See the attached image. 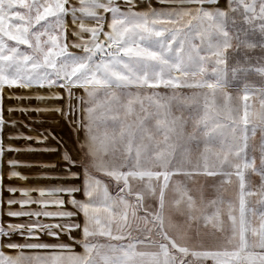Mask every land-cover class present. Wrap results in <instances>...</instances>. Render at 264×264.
<instances>
[{"label":"rangeland","instance_id":"1","mask_svg":"<svg viewBox=\"0 0 264 264\" xmlns=\"http://www.w3.org/2000/svg\"><path fill=\"white\" fill-rule=\"evenodd\" d=\"M233 5L198 32L186 17L193 34L182 48L132 60L111 83L85 89L80 161L88 198L108 205L88 200V224L77 212V243L14 236L20 246L0 243V264H95L98 256L110 264L115 251L140 250L165 251L170 264H264V0ZM28 219L0 215V223ZM65 224L54 231L66 233ZM165 227L184 245L172 246Z\"/></svg>","mask_w":264,"mask_h":264},{"label":"snow or ice","instance_id":"2","mask_svg":"<svg viewBox=\"0 0 264 264\" xmlns=\"http://www.w3.org/2000/svg\"><path fill=\"white\" fill-rule=\"evenodd\" d=\"M230 10H235L233 0H0V193L10 194L0 197V204L7 205L0 215L29 218L27 223H0V243L19 247L14 236L39 241L42 235L58 240L64 234L73 243L77 233L82 238L76 213L84 216L88 186L76 135L85 89L111 83L131 69L132 60L167 55L173 45L182 48L193 34L183 28L186 17L188 28L198 32ZM16 112L38 114L23 123L27 132L18 130L22 122L12 118ZM41 113L52 115L41 118ZM21 153L56 159H22ZM19 168L37 171L25 174ZM33 178L56 183L4 184L5 179ZM13 205L19 207L13 210ZM60 221L66 222V233L54 231Z\"/></svg>","mask_w":264,"mask_h":264},{"label":"crops","instance_id":"3","mask_svg":"<svg viewBox=\"0 0 264 264\" xmlns=\"http://www.w3.org/2000/svg\"><path fill=\"white\" fill-rule=\"evenodd\" d=\"M261 29L264 30V25H261L260 27ZM263 33V32H262ZM262 39H264V34L262 36ZM264 76V71L262 72V77ZM28 103L27 101H23L21 104H26ZM33 104H35L36 102L33 101L32 102ZM261 111H262V126H264V100L262 101V107H261ZM19 114V117L21 119H19V117L17 116H14L12 118L14 119H17L18 121H21L22 123L18 125V130L21 131V132H27V129H25L23 127V123H29V117H36L38 114L37 113H29L27 115H23L19 112H17ZM5 115L7 116V113H5ZM41 118H44L46 116H50L52 114H45V113H41L39 114ZM33 127H36V128H49V127H56V125H48V124H36L34 125ZM262 129H264V127H262ZM58 131H62L63 130H60L58 129ZM34 134V133H33ZM64 135H66V133H63ZM262 142L264 143V139H262ZM16 143H19V144H23L25 143L24 141H18ZM76 143L78 144V136L76 135ZM79 156H80V152H79ZM20 158L22 159H28V158H33V159H52L53 161H55V157L52 156V155H48V156H43V155H36V156H28L24 153H21L20 154ZM18 171L22 172V173H31L33 171H37V169H34V168H19L17 169ZM84 173V172H83ZM17 180H20L18 181L21 188H24V187H32V186H38V185H47L49 183H56V181H48V180H42V179H28V180H21V179H17ZM105 189V187H104ZM38 194L37 193H32V196L33 197H36ZM103 195V194H102ZM79 196V194L77 193V197ZM88 200H91V201H94V202H91V205L92 206H95V205H100L101 207L102 206H105V205H108V201H103L101 199H98V198H88ZM68 207L69 211H73L75 212L76 209H72L70 205L68 204H65L64 205V208L66 209ZM87 207H88V204H87ZM86 207L85 211H84V215L86 214H89L88 212H90V209H88ZM91 213L96 216L97 215V212L96 211H91ZM77 214V213H76ZM84 217V216H83ZM98 219H94L93 222H97ZM168 221L167 219L165 220V222ZM83 222L87 223L88 224V221L85 220V217L83 219ZM87 228V227H86ZM88 230V228H87ZM165 236L166 238H168L167 240H169L171 243H172V246H182L184 244H182L181 242V239L179 238H176V237H173L171 234H170V230H168V228L165 227ZM194 238H197V237H193ZM205 240V239H204ZM196 245L198 244L197 242H195ZM207 245L206 241H200V247L202 248V252H208L207 249L205 248ZM190 251V249H188ZM117 254H116V257L115 259H113L111 261L110 264H170V261L172 260L171 257L165 253V251L163 252H148V250H140V251H134V253H129L128 255H124L122 254L123 252H121L119 254L118 251H115ZM182 252V251H180ZM99 257H94V258H91L90 260L92 262H94L95 264L97 263H100L98 260H99Z\"/></svg>","mask_w":264,"mask_h":264}]
</instances>
